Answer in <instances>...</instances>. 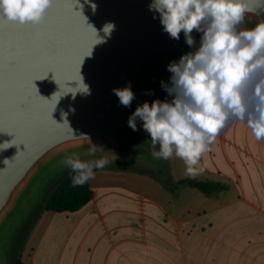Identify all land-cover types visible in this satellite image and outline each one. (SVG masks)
<instances>
[{
  "label": "water",
  "instance_id": "water-1",
  "mask_svg": "<svg viewBox=\"0 0 264 264\" xmlns=\"http://www.w3.org/2000/svg\"><path fill=\"white\" fill-rule=\"evenodd\" d=\"M151 2L53 0L39 25L0 16V263L17 220L65 156L145 163L165 172L161 159L151 156L141 120L137 138L125 140L133 131L129 116L138 105L159 100L162 82L170 83L168 65L192 48L183 32L175 40L163 30ZM261 19L264 9L244 21L254 27ZM108 23L115 27L105 34ZM191 35L200 43L202 33ZM129 83L135 99L124 107L113 89ZM80 136L103 150L89 156L90 142Z\"/></svg>",
  "mask_w": 264,
  "mask_h": 264
},
{
  "label": "crops",
  "instance_id": "crops-1",
  "mask_svg": "<svg viewBox=\"0 0 264 264\" xmlns=\"http://www.w3.org/2000/svg\"><path fill=\"white\" fill-rule=\"evenodd\" d=\"M172 99L167 93L164 101ZM169 166L174 183L219 188L207 196L123 168L94 169L92 200L74 212L43 210L21 264H264V139L234 121L196 174L174 155Z\"/></svg>",
  "mask_w": 264,
  "mask_h": 264
},
{
  "label": "clouds",
  "instance_id": "clouds-1",
  "mask_svg": "<svg viewBox=\"0 0 264 264\" xmlns=\"http://www.w3.org/2000/svg\"><path fill=\"white\" fill-rule=\"evenodd\" d=\"M52 4L53 0H0V16L39 25ZM261 9L264 0L252 6L248 0H152L149 4V11L159 14L171 38L179 40L183 32L186 44L193 47L196 42L191 33H202L195 52L168 65L170 83L161 86L173 99L146 101L129 116L133 131H137L136 120L142 121L154 159L168 160L174 155L194 175L202 154L234 121L245 122L257 141L264 139V19L252 28L242 27L246 14H258ZM114 27L108 23L103 31L110 34ZM83 92L90 94L87 85ZM113 92L124 107H131L135 95L130 83ZM76 138L90 142L87 136ZM101 150L90 142L87 154L94 156ZM63 163L73 173L71 182L76 187L94 178L93 170L103 169L109 160H82L72 153Z\"/></svg>",
  "mask_w": 264,
  "mask_h": 264
},
{
  "label": "rangeland",
  "instance_id": "rangeland-1",
  "mask_svg": "<svg viewBox=\"0 0 264 264\" xmlns=\"http://www.w3.org/2000/svg\"><path fill=\"white\" fill-rule=\"evenodd\" d=\"M242 27L246 29L252 28V26L245 21L243 22ZM199 46H200V43H196L191 49L184 51L182 55L189 53V52H195L199 48ZM166 94L167 92L163 88L160 91L159 100L164 101ZM137 136L138 135L136 132L131 131L125 135V140L133 141L137 138ZM157 150H158V146H157ZM100 158H105V157H93V158L84 157L81 159L89 160V159H100ZM106 159L109 160V163L105 167L123 168V169L130 170L133 172L144 173L146 175H150L156 178L159 181H163L165 177L168 179H171L169 159L168 160L161 159L162 163L165 166V172L163 174L145 163L119 161V160L109 159V158H106ZM70 173H71V170L65 167L64 165L58 168L57 170H55L52 174H50L44 180V182L39 186L33 198L30 200V202L26 206L24 212L22 213L20 218L17 220L13 230L8 236V240L7 242H5L2 252H1V263L0 264H16V261L18 259L17 247L19 245L21 236L23 238L25 234H28L29 230L34 225V221L39 217V215L43 211L42 209L45 207L50 194L57 187V185L63 179H65ZM23 243H24V240L21 246H23Z\"/></svg>",
  "mask_w": 264,
  "mask_h": 264
},
{
  "label": "trees",
  "instance_id": "trees-1",
  "mask_svg": "<svg viewBox=\"0 0 264 264\" xmlns=\"http://www.w3.org/2000/svg\"><path fill=\"white\" fill-rule=\"evenodd\" d=\"M72 175L73 173L71 172L65 179H63L57 185V187L50 194L48 201L42 210L55 211V212H74L82 208L92 200L93 191L91 190L88 181L83 186L73 187L71 182ZM166 186L170 190H175L178 187L196 188L202 193L206 194L207 196H211L212 193L219 188V186L214 182H210V181L202 182L191 179L182 180L178 183L169 181L166 183ZM36 220L34 221V223L36 222ZM27 235L28 234H25V236L23 237L24 239L21 236L19 245L17 247L18 259L16 261V264H21V260H20L21 251H22L21 245Z\"/></svg>",
  "mask_w": 264,
  "mask_h": 264
}]
</instances>
